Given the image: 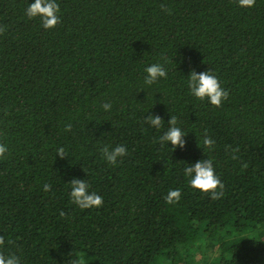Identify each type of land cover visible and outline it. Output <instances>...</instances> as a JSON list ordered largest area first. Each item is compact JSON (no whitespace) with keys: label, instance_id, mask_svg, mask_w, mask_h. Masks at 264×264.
<instances>
[{"label":"trees","instance_id":"1","mask_svg":"<svg viewBox=\"0 0 264 264\" xmlns=\"http://www.w3.org/2000/svg\"><path fill=\"white\" fill-rule=\"evenodd\" d=\"M27 2L0 0V253L21 264H201L208 249L204 264H264V0H57L50 29L25 15ZM155 62L167 77L146 86ZM192 70L218 77L219 107L189 94ZM169 115L186 134L174 151L157 141ZM117 144L126 155L109 165L101 148ZM206 158L223 184L215 199L183 174ZM73 178L102 204L71 203Z\"/></svg>","mask_w":264,"mask_h":264},{"label":"clouds","instance_id":"2","mask_svg":"<svg viewBox=\"0 0 264 264\" xmlns=\"http://www.w3.org/2000/svg\"><path fill=\"white\" fill-rule=\"evenodd\" d=\"M253 0H238L241 7H251ZM25 15L29 18L38 17L41 22V27L44 29L53 28L59 22V4L57 0H28L25 8ZM166 62V61H165ZM167 70L164 64L155 62L148 64L144 68L143 83L146 86L152 85L158 80L167 77ZM186 86L190 95L198 100H206L208 104L219 107L223 100L227 98L226 90L221 86L218 77L211 71L196 72L190 71L186 76ZM104 111H109L112 104L104 102L101 105ZM162 118L159 115H146L145 123L152 129L159 130L162 127ZM167 129L164 130L158 137L157 141L160 146L171 145V150L174 151L177 147L183 148L185 145V133L180 126L175 115H169L167 120ZM71 124L64 125V131H71ZM215 141L207 136H202V144L204 148L211 149ZM169 148V147H168ZM203 150V149H202ZM8 149L4 143H0V158H3ZM127 149L122 144L109 147L105 145L101 148V153L104 160L109 165H115L126 155ZM56 155L64 157L66 154L63 148L56 151ZM183 174L187 178L188 184L195 190L204 193H209L212 198H218L222 195L218 188L222 189L223 184L219 176L215 173L212 160L200 159L194 163L185 164ZM69 185L68 197L70 202L75 204L80 209H88L99 207L102 204V197L90 190V186L85 179L73 178L66 182ZM50 185L45 184L44 190L48 191ZM181 198V189H169L164 197L168 203H174ZM2 243V241H0ZM0 264H21V257L16 253L7 252L0 253ZM73 264H77L73 261Z\"/></svg>","mask_w":264,"mask_h":264},{"label":"rangeland","instance_id":"3","mask_svg":"<svg viewBox=\"0 0 264 264\" xmlns=\"http://www.w3.org/2000/svg\"><path fill=\"white\" fill-rule=\"evenodd\" d=\"M213 255V252L211 250H206L205 254L202 256L201 259V264H204L205 261H208L210 259V257Z\"/></svg>","mask_w":264,"mask_h":264}]
</instances>
